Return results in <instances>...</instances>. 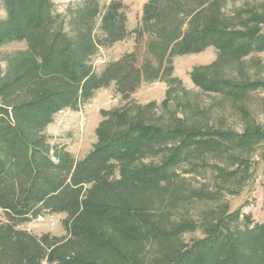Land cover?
Segmentation results:
<instances>
[{
	"label": "trees",
	"instance_id": "trees-1",
	"mask_svg": "<svg viewBox=\"0 0 264 264\" xmlns=\"http://www.w3.org/2000/svg\"><path fill=\"white\" fill-rule=\"evenodd\" d=\"M226 0H145L127 28L121 0H85L67 19L52 0H1L0 44L24 41L27 55L0 85V264H264V221L243 228L239 210L218 205L204 214L203 235L184 202L212 201L205 187L188 188L178 167L213 154L242 167L264 130L242 131L178 120L165 124L153 103L130 100L141 84L172 77L173 58L213 46L217 55L192 70L202 90L236 95L263 86L244 78L242 60L264 51V0L235 8ZM133 36L132 50L101 71L93 56ZM227 66H235L231 77ZM113 84L124 103L101 111L97 143L81 158L48 141L45 126L60 109H77ZM64 214L65 234L37 235L21 225Z\"/></svg>",
	"mask_w": 264,
	"mask_h": 264
},
{
	"label": "rangeland",
	"instance_id": "rangeland-1",
	"mask_svg": "<svg viewBox=\"0 0 264 264\" xmlns=\"http://www.w3.org/2000/svg\"><path fill=\"white\" fill-rule=\"evenodd\" d=\"M85 0H52L55 11L67 19L68 9L81 5ZM109 0H98L99 5ZM126 5L127 28L131 30L139 21L141 8L145 0H121ZM226 10L230 14L235 8L252 4L253 0H226ZM259 2V0H255ZM5 16L1 6L0 18ZM133 36L117 41L109 47H102L93 56V65L101 71L104 64L116 60L124 52L132 50ZM28 46L24 41L12 40L0 44V85L13 77L18 66L27 55ZM217 55L213 46L192 53L177 55L173 58L172 77L178 82L169 83L167 79L141 84L131 93L130 100L142 105L153 103L155 115L162 123L175 124L176 121H194L212 125L235 132L250 126H258L264 130V85L251 91L236 95L224 92L202 90L190 77L192 70L212 63ZM242 74L251 81L264 82V51H252L243 56ZM229 76H237L235 66H227ZM124 103L120 94L115 93L114 85L96 90L89 101L77 109H60L54 114L51 122L45 127L48 141L54 145H63L75 158L83 157L96 143L95 129L101 120V111L111 109ZM244 156L247 167H242L231 177H224L222 172H230L238 168L234 163L213 154L199 158L191 168L181 164L179 180L188 188L205 187L216 194L212 201L195 199L184 202L174 212L187 211L198 226L193 231L183 232L184 241L198 239L203 235L200 222L206 214L218 205L226 209L239 210L240 218L235 224L243 228L247 219L249 224L264 221V142L255 145ZM184 211V212H185ZM64 214H48L21 225L22 229L37 235L48 233L62 236L65 234L61 221Z\"/></svg>",
	"mask_w": 264,
	"mask_h": 264
}]
</instances>
